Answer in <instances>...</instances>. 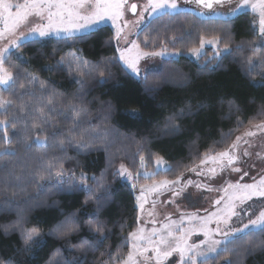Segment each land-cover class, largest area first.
<instances>
[{
    "label": "trees",
    "instance_id": "1",
    "mask_svg": "<svg viewBox=\"0 0 264 264\" xmlns=\"http://www.w3.org/2000/svg\"><path fill=\"white\" fill-rule=\"evenodd\" d=\"M144 28L140 35L142 47L144 43L147 50L165 45L183 56L163 61L159 69L143 79L128 74L121 65L114 33L107 26L90 32L86 38L46 39L39 43L29 40L5 60L4 67L14 77L20 76L14 91L0 92V97L12 102L9 118L22 103L33 99H20L22 92L33 90L24 79L30 73L44 82L49 92L55 89L58 109L68 111L71 103L87 110L81 131L87 129L86 138L92 146L78 151L75 146L65 145L66 151H62L50 142L46 149L35 144L29 149L26 144L32 141L26 137L31 121L27 127L22 122L11 127V144L5 146L15 149L17 155L0 157V165L13 161L20 179L8 178L0 170V225L19 222V227L8 236L0 227V264L8 258L13 264H111L110 254H127L129 245L124 237L137 229L138 220L133 191L127 181L116 176L119 165L136 169L143 157L151 170L153 161L162 157L169 169L154 180H175L206 153L225 150L250 124L264 120V87L260 86L264 65L260 66L261 60L257 59L264 54V39L257 35L253 16L243 13L233 19H199L181 12L161 15ZM202 37L217 39L220 47L231 51L214 65L194 62L185 54L197 48ZM73 54L89 62L91 75L84 77L83 89L67 71L47 70L61 58L71 60ZM101 74L103 83L99 82ZM20 83L25 85L23 89ZM35 91L39 99L38 85ZM200 104L205 107L200 108ZM182 110L184 115H180ZM52 122L63 133L71 125L59 113ZM175 126L180 132L172 131ZM51 131L48 128L39 134L43 137ZM31 134L36 135L34 130ZM113 136L123 144L121 153L115 148L117 141L111 146ZM0 144H4L2 139ZM56 156L62 157L65 172H74L77 181L81 171L96 178L87 180L91 193L52 187L57 178L49 177L44 169ZM70 216L76 218L77 230L61 235L57 225ZM99 223L104 225L108 239L96 245L100 237L94 230ZM21 228H36L43 243L25 250ZM225 247L228 251H223ZM229 260L232 264H264V231H250L231 240L208 264Z\"/></svg>",
    "mask_w": 264,
    "mask_h": 264
},
{
    "label": "snow or ice",
    "instance_id": "2",
    "mask_svg": "<svg viewBox=\"0 0 264 264\" xmlns=\"http://www.w3.org/2000/svg\"><path fill=\"white\" fill-rule=\"evenodd\" d=\"M188 2V0H186ZM226 0H195V3L199 7L212 9L215 5H223ZM230 2V0H228ZM248 4V0H243V3L237 7H243ZM255 10L257 5H252ZM138 5L132 3L128 5V0H0V21H3V29H0V40L7 39L8 45L3 49H0V89L4 91H14L20 76L19 74L14 77L13 74L4 67L5 53H8L11 48L21 47V41H27L31 37L32 42L39 43L40 38H45L50 35L60 36L63 33L66 37L86 38L90 33L94 25L100 24L102 21L109 19L116 25V39L119 41L124 31V27L128 26V21L124 22V27H121L117 22L123 18L124 11L127 9L134 15L137 13ZM260 20H259V35L264 38V0H260ZM171 11H178L179 6L177 0H147V4L143 8V12H160L164 14ZM237 9H233L235 12ZM31 18H37L40 22L33 24L29 27L28 36L23 33L19 37L16 36L18 30L25 24L30 22ZM143 20V13L140 16ZM140 21H137L139 23ZM16 37V38H12ZM205 42L216 43L217 40L205 41L201 38V45ZM132 49H137V56L133 59L130 58L127 53ZM227 50V49H226ZM200 49L193 48L191 52L193 55H198ZM167 52L166 47H161L160 51L141 52L139 45L135 42H131V48H125L120 50L119 59L132 70L134 73H139L138 60L141 55L143 56H163ZM49 72L52 71H67L75 83L79 84L83 89L85 80L84 77L91 75V69L89 62L83 60L81 57L72 55V59L65 61L64 58L57 61L54 66H47ZM24 79L27 80L29 85L33 86V90L24 91L20 94V99L23 101L24 96L32 97L31 101H25L22 103L16 112L11 113L9 118L8 109L11 107L12 102L4 100L0 97V115H3V119H0V129H3V136L0 137L4 141V144H0V157L2 156H15L16 150L5 146V144H11V138L8 134V127L15 128L17 123H24L27 127L29 121H31V129L26 140H31V144H26L27 148H31L33 144L38 147L47 148L49 143L58 144L62 151H66L65 145L75 146L78 151L88 150L92 145L88 137L87 129H83L82 117L87 114V110L83 107H78L75 104H69L68 111H64L62 108H57L56 100L57 93L55 89L50 92L45 88L44 82L30 73L24 75ZM100 83L104 82V78L101 74ZM39 87L40 96L36 99L37 92L36 86ZM260 86L264 87V80L260 82ZM19 87L23 89L24 84L20 83ZM200 108L205 105L200 104ZM237 110H239L237 108ZM59 113L64 120H70L71 125L68 128L67 133L61 132L56 125L53 124V116ZM183 110L180 115H184ZM257 130L264 131V121L253 125ZM48 128H52L50 134L41 137L39 133L45 132ZM32 130L36 135H32ZM173 132H180L179 126H175L172 129ZM78 133V134H77ZM16 134V133H14ZM106 134V133H105ZM256 135L255 131L246 130L241 136H237L235 141L228 146L224 151H220L215 155L205 154L200 159L199 166L188 168V171L197 172V167L207 165L208 163L215 164L222 172L225 168H231L233 172H241V168L235 167L236 162L241 158L237 155V150L240 149L241 144H248V141L244 137H252ZM58 136H63V139H57ZM251 147V145H249ZM243 156H249L251 153L245 148L242 153ZM141 157V161H143ZM62 157L56 156L47 162V167L44 171L49 177L55 175L56 182L52 184V187L58 191H84L87 193L92 192V188L87 184L88 179L95 181V177H88L83 171L79 174V180L77 181L76 175L73 172L68 175L61 163ZM157 165L163 164V158H156ZM11 166V167H10ZM0 170L4 171L6 177L19 180L20 176L15 174V163L13 161H7L5 164L0 165ZM119 175L127 176L131 179L132 174L124 167L120 166L118 171ZM198 175H203L204 171L201 168L197 172ZM208 174L210 176L216 175V168H209ZM182 175H178L175 180H162L158 183H154L147 189H141V195L137 197L138 207L143 211L144 204L147 202L145 191L162 193L163 191L172 190L173 196L180 195L183 188L177 189L176 186L181 185ZM248 175L245 171L243 176ZM67 176V179L65 177ZM241 176V179H243ZM41 179L44 177L41 176ZM191 185V180L186 182ZM197 188L202 187L200 184L195 185ZM135 187V185H133ZM213 189L208 187V191ZM224 192V196L215 200V205L218 207L217 211L209 213L206 217L191 216V220H200L199 231L206 237L205 241L201 244H188L187 236L196 229H190L184 232L182 235H175L170 225H165L167 229L166 234H159L155 228L152 229L150 234L145 233L144 228H137L135 231L128 232L124 237L125 243L129 245L130 250L126 256H109L111 264H166L170 261V258L174 254H178V264H198V258H202L199 264H208L210 256L212 254H219L220 246L227 244L231 237H235L238 233L245 232L246 229L256 228L264 231V210H260L258 215L251 212H245V215H255V218H250L247 223L242 227H229L228 230L221 229L220 225L224 224L229 226L232 217L238 216L236 211L237 202L240 204L251 200L253 196L264 197V178H261L258 183L241 184L239 182L233 184L228 183L227 187L221 189ZM88 201L85 200V203ZM150 215L152 213H149ZM183 219V218H182ZM215 222L217 227L213 230L208 227L212 222ZM175 223V222H173ZM2 227L4 235L8 236L10 232L17 230L19 222L10 225H0ZM123 227V225H122ZM76 218L74 216L66 217V219L59 225H57L56 231L61 235H68L72 231H76ZM95 233L99 235L100 239L95 242L96 245H100L108 237L104 235V225L99 223L95 227ZM20 235L23 240V244L26 246L25 250H31L33 244H42L43 241L39 238V232L36 228L31 230L20 229ZM219 235L222 237L220 240L212 239L211 237ZM155 237V239H154ZM87 242L85 241L84 244ZM207 247L204 248L203 245ZM84 245L82 244L81 247ZM223 251H228L225 247ZM57 253L53 254V259ZM2 264H13L11 258L3 261ZM49 264H53L52 261ZM67 264V262H66ZM102 264H109V261H102ZM171 264H177V261L171 260ZM225 264H232V262L226 261Z\"/></svg>",
    "mask_w": 264,
    "mask_h": 264
},
{
    "label": "rangeland",
    "instance_id": "3",
    "mask_svg": "<svg viewBox=\"0 0 264 264\" xmlns=\"http://www.w3.org/2000/svg\"><path fill=\"white\" fill-rule=\"evenodd\" d=\"M132 3H136L138 5L137 13L134 15L131 11L125 10L123 18L117 23L124 27V22L128 21V26L124 27V31L121 35V39L117 41L116 39V25L112 23L111 20L106 19L102 21L98 25H94L91 29H89V33L96 31L101 27H110L114 33V44L117 48V57L121 65L128 72V74L134 76L135 78L143 79L145 75L151 71H155L159 69L160 65L165 60L170 59H178L183 54L180 51H175L171 49L169 46L161 45L158 48H151L149 50L145 49L148 47L146 43H144V47L141 45L140 35L144 31V27L152 20L164 14H177L181 12H188L192 15L196 16L199 19H233L243 13H249L254 17V26L259 35V20H260V8L259 3L260 0H248V4L243 7H237L238 5L243 3V0H230V2L226 1L223 5H215L212 9H205L203 7H199L196 5L194 0H177V4L179 6L178 11H171L161 14L160 12L152 13V12H143L144 6L147 4V0H128V5ZM256 4L257 7L254 10L252 5ZM233 9H237L235 12ZM143 13V20L141 21L140 16ZM137 21H140L137 23ZM40 21L37 18H31L28 24L23 25L16 36L19 37L21 33L25 36H28L29 27H31L35 23H39ZM0 29H3V21H0ZM78 37V36H76ZM16 38V37H12ZM74 37H66L63 33L60 36L50 35L45 38H40V40L46 39H67L70 40ZM264 39V38H262ZM32 40L31 37L28 38L27 41ZM205 41L213 40V39H204ZM217 40V39H215ZM135 41L139 45V50L141 52H152V51H160L161 47H166L167 52L163 56H143L141 55L138 60V68L139 73L132 72L123 61L119 59L120 50L125 48H131V42ZM218 41V40H217ZM26 41H21V43ZM143 43V42H142ZM8 45V40H0V49H3ZM200 49L198 55H193L191 50L185 54L186 57L193 60L194 62L202 63L203 65H214L216 64L223 55L227 54L231 51L228 48H222L219 45V42L216 43H207L205 42L203 45L197 47ZM16 48H11L8 53H5V60L13 52ZM227 49V50H226ZM127 55L130 58H135L137 56V49H132ZM264 58V54L262 58H258L260 61V66H263L262 59ZM250 66H247V69ZM246 70V68H245ZM3 89H0V92ZM87 115V114H86ZM86 115L82 117L83 120L86 119ZM70 121V120H69ZM264 121V120H262ZM261 122V121H260ZM260 122H255L250 124L244 131H242L237 136H241L246 130H252L256 132V135L252 137H244L245 140L248 141V144H241L239 150H237V155H240V159L234 165L235 167L241 168V172H233L231 168H225L222 172L220 169L213 163H208L207 165H203L197 167V172L201 170L204 171L203 175H198L197 172L187 171L182 175V183L181 185L176 186L177 189L183 188L180 195L173 196L172 190L163 191L162 193H155L150 191H145L147 202L144 204V209L138 207L137 197L141 195V189H147L154 183H158L159 181L166 180H154L158 174L162 175L168 171L169 167L167 163H163L157 165L156 160L153 161V168L151 170L147 169V165L145 161H139L136 169H131V167H124L132 174L131 179L127 178V176L117 174L120 166L116 170V176L118 178L127 181L133 191L135 196L136 208L138 210V220H137V228H144L146 234H150L152 229L155 228L159 234H166L167 229H165V225H170L175 235H182L184 232L190 229H196V231H192L187 236L188 244H201L202 241L206 240V237L200 229V220H191L189 219L191 216L195 215L196 217H206L209 213L217 211L218 207H223V204L220 206L215 205V200L220 199L224 196V192L221 190L227 187L228 183H241V184H252L258 183L261 178H264V131L257 130L253 127V125L258 124ZM8 134H10L13 129L8 127ZM0 134L3 135V129H0ZM236 136V137H237ZM236 137L229 142V145L235 141ZM117 141V146L115 147L119 153H121L123 144L116 138H111V146ZM228 145V146H229ZM251 145V147H249ZM227 146V148H228ZM247 149L251 155L243 156L241 153L243 149ZM224 151V150H223ZM209 155H215L213 153H209ZM200 161L196 163L194 166H199ZM123 165V164H122ZM193 166V167H194ZM209 168H216V175L210 176L208 174ZM247 172L248 175L243 176V172ZM243 176V179H241ZM191 180L193 183L188 185L186 182ZM200 184L202 187L197 188L195 185ZM135 185V187H133ZM208 187L212 188V191H208ZM260 210H264V197L253 196L251 200L246 201L243 204L237 202L236 211L239 213L238 216L232 217L229 226L221 224V229L228 230L229 227H242L243 224L247 223L250 218L254 219L255 215L259 214ZM245 212H251L255 215L249 216L245 215ZM149 213H152L151 215ZM183 218V219H182ZM175 222V223H173ZM210 229H215L217 227L216 223L213 221L208 225ZM259 229L249 228L246 229L243 233H238L235 237H231L229 242L245 233L250 231H257ZM212 239L220 240L221 236L215 235L211 237ZM155 239V237H154ZM222 244L220 246V250L223 248ZM204 248L207 247L206 244L203 245ZM130 248L128 249V251ZM216 254H212L210 258L214 257ZM126 256V255H125ZM209 258V259H210ZM202 258H198L199 261ZM171 260L179 262L178 254H174L172 258H170L169 262L166 264H171Z\"/></svg>",
    "mask_w": 264,
    "mask_h": 264
},
{
    "label": "water",
    "instance_id": "4",
    "mask_svg": "<svg viewBox=\"0 0 264 264\" xmlns=\"http://www.w3.org/2000/svg\"><path fill=\"white\" fill-rule=\"evenodd\" d=\"M226 1H228V0H226ZM194 2H195V0H194ZM205 9H207V8H205Z\"/></svg>",
    "mask_w": 264,
    "mask_h": 264
}]
</instances>
